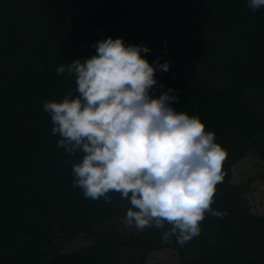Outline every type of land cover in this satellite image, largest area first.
Instances as JSON below:
<instances>
[{
	"label": "trees",
	"instance_id": "obj_1",
	"mask_svg": "<svg viewBox=\"0 0 264 264\" xmlns=\"http://www.w3.org/2000/svg\"><path fill=\"white\" fill-rule=\"evenodd\" d=\"M107 35L143 42L152 49L149 60L170 61L154 87H174L177 109L202 118L205 108L206 129L227 152L212 203L224 215L206 212L201 233L184 245L163 242L162 230L152 227L137 240L107 231L84 254L55 255L46 240L56 215L74 235L130 205L118 192L110 203L79 198L72 182L78 157L57 145L43 109L45 98L62 99L76 86L57 66L94 54V42ZM190 60L222 85H193L182 66ZM251 150L264 158V8L253 11L247 0H0V195H12L0 200V264H101L118 245L147 253L167 244L181 252V264H264V216L242 207L239 187L227 184L234 162ZM48 165L58 169L56 181Z\"/></svg>",
	"mask_w": 264,
	"mask_h": 264
},
{
	"label": "clouds",
	"instance_id": "obj_2",
	"mask_svg": "<svg viewBox=\"0 0 264 264\" xmlns=\"http://www.w3.org/2000/svg\"><path fill=\"white\" fill-rule=\"evenodd\" d=\"M247 2L253 11L264 8V0ZM93 46L94 54L57 66L74 75L75 88L43 100L57 145L78 157L73 186L107 203L118 192L130 204L124 223L161 229L163 242L175 237L184 245L201 233L206 212L224 215L212 203L226 149L198 115L174 106V87L157 93L156 73L168 71L169 60H149V45L123 36Z\"/></svg>",
	"mask_w": 264,
	"mask_h": 264
},
{
	"label": "rangeland",
	"instance_id": "obj_3",
	"mask_svg": "<svg viewBox=\"0 0 264 264\" xmlns=\"http://www.w3.org/2000/svg\"><path fill=\"white\" fill-rule=\"evenodd\" d=\"M175 64H179V60L172 59ZM198 61L190 60L187 63H182L186 75L190 78L193 85L206 84L211 86L222 85L215 75H208V71L199 66ZM203 67V66H202ZM24 105V101L22 106ZM205 107V106H204ZM26 109V108H25ZM233 112V108H228ZM202 118L206 116L205 108L202 113ZM204 121V119H203ZM28 141V139H27ZM250 152H253L249 154ZM247 155H241L232 165V173L230 176V183L239 187L238 195H241V205L249 209L256 216H264V158H262L256 150H251ZM244 156V157H243ZM50 180L56 181L58 177V169L54 166L48 165ZM221 186V184H220ZM29 192V193H28ZM51 190L49 191L50 194ZM26 194H31L30 189H26ZM83 190H80L79 198L83 199ZM12 195H0V200L9 201ZM30 197L28 195L27 199ZM53 199V198H50ZM244 202V203H243ZM130 205L125 206L119 213L111 217L109 220L92 226L84 227L72 235L69 229H65V217L63 215H56L53 226L48 227V238L46 240V248L52 251L55 255H65L66 253H86L97 238L104 235L107 231H118L127 233L132 238L137 239L141 232L132 225L124 223V216ZM19 212V211H18ZM24 216L28 219L26 209H23ZM32 225L25 226L26 229H31ZM85 232V233H83ZM172 239H175L174 237ZM176 240V239H175ZM153 250L143 253V250L135 246L118 245L111 250V257L107 260H102L101 264H181L182 255L172 245H162ZM53 255V257H55ZM189 257L187 253L185 259ZM54 258H48V261ZM105 259V258H103ZM76 262L73 258H59L58 264H74Z\"/></svg>",
	"mask_w": 264,
	"mask_h": 264
}]
</instances>
